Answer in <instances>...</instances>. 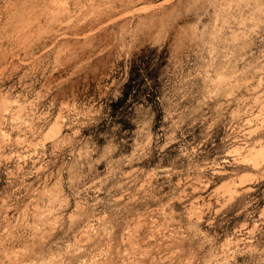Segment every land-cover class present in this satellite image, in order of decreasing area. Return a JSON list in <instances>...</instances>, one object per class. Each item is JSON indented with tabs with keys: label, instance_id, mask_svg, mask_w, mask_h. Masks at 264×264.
<instances>
[{
	"label": "rangeland",
	"instance_id": "1",
	"mask_svg": "<svg viewBox=\"0 0 264 264\" xmlns=\"http://www.w3.org/2000/svg\"><path fill=\"white\" fill-rule=\"evenodd\" d=\"M24 2L0 0V264H264V0Z\"/></svg>",
	"mask_w": 264,
	"mask_h": 264
},
{
	"label": "bare ground",
	"instance_id": "2",
	"mask_svg": "<svg viewBox=\"0 0 264 264\" xmlns=\"http://www.w3.org/2000/svg\"><path fill=\"white\" fill-rule=\"evenodd\" d=\"M48 1V0H47ZM57 1V0H56ZM120 1V0H119ZM50 2V1H49ZM52 2V1H51ZM50 2V3H51ZM47 3V2H46ZM61 3V2H60ZM24 4H26V6L27 7H32V8H34V0H25V2H24ZM38 4H39V2H38ZM23 5V4H22ZM42 5V4H41ZM63 6V5H62ZM150 6V5H149ZM246 6V5H245ZM23 8V7H22ZM43 8H44V6H43ZM135 9V8H134ZM52 12V11H51ZM126 12V11H125ZM18 13V12H17ZM15 14V13H14ZM163 14V13H162ZM167 14V13H166ZM22 18V17H21ZM149 18V17H148ZM161 18V17H160ZM110 19V18H109ZM164 19V18H163ZM157 20V19H156ZM49 23V22H48ZM162 24V23H161ZM186 29V28H185ZM147 31H150V30H147ZM184 31V30H183ZM185 32V31H184ZM58 35V34H57ZM54 36V35H53ZM56 36V35H55ZM181 36V35H180ZM213 37V36H212ZM28 41V40H27ZM55 41V40H54ZM260 76V75H259ZM260 79V78H259ZM261 81V80H260ZM254 87V86H253ZM260 93V92H259ZM261 95V94H260ZM257 96V95H256ZM261 98V97H260ZM264 98V97H263ZM257 99V98H256ZM17 100V99H16ZM264 103V102H263ZM263 105V104H262ZM261 105V106H262ZM246 106V105H245ZM8 107H11V105H10V103H9V101L8 100H6V98L4 99H0V123H1V121H2V113H3V111H5V110H7V108ZM20 107V106H19ZM264 107V106H263ZM21 108V107H20ZM234 109V108H233ZM264 109V108H263ZM11 109H9V111H10ZM20 109H18V111H19ZM20 112V111H19ZM22 114V113H21ZM255 115V114H254ZM4 116V115H3ZM14 116V115H13ZM239 116V115H238ZM262 116V115H261ZM263 118V117H262ZM247 119H249V118H247ZM246 119V120H247ZM18 120V119H17ZM19 121V120H18ZM261 122V121H260ZM4 123V122H3ZM56 123V122H55ZM55 123H52L53 125L55 124ZM58 124V123H57ZM56 125V124H55ZM50 127H52V126H50ZM1 129V128H0ZM52 129H53V127H52ZM251 129V128H250ZM253 129H255V127L253 128ZM28 130V129H27ZM2 131V130H1ZM56 131V130H55ZM251 131H252V129H251ZM56 132H58V131H56ZM3 133V132H2ZM55 134V133H54ZM249 134V133H248ZM4 136V135H3ZM3 138V137H2ZM46 138H47V136H46ZM5 139V138H4ZM48 139V138H47ZM261 147V146H260ZM235 148H236V146H235ZM252 148V147H251ZM264 149V148H263ZM247 150H249V149H247ZM256 150H257V148H256ZM255 150V151H256ZM258 151V150H257ZM262 151V150H261ZM260 152V151H259ZM262 152H264V151H262ZM261 152V153H262ZM253 153V152H252ZM249 154H251V152L249 153ZM254 155V154H253ZM247 156V155H246ZM250 157V156H249ZM261 157V156H260ZM251 158V157H250ZM256 157H254V159H255ZM257 158H259L258 156H257ZM243 159V158H242ZM252 159H251V163H252ZM246 162V161H245ZM248 162V161H247ZM257 162V161H256ZM264 162V161H263ZM257 163H260V162H257ZM248 164V163H247ZM254 165V164H253ZM244 176V175H243ZM242 179V178H241ZM246 179V178H245ZM235 180V179H234ZM246 182V181H245ZM224 187H225V185H224ZM236 188V187H235ZM234 191V190H233ZM235 194V193H234ZM231 197V196H230ZM232 198V197H231ZM262 213V212H261ZM39 214V213H38ZM89 221V220H88ZM98 225V224H97ZM34 231H35V229H34ZM43 237V236H42ZM104 241V240H103ZM103 246H104V244H103ZM88 250V249H87ZM93 253V252H92ZM94 255V254H93ZM79 260V259H78ZM80 261V260H79ZM209 261V260H208ZM44 263V262H43ZM202 264V263H201ZM207 264V263H206Z\"/></svg>",
	"mask_w": 264,
	"mask_h": 264
},
{
	"label": "trees",
	"instance_id": "3",
	"mask_svg": "<svg viewBox=\"0 0 264 264\" xmlns=\"http://www.w3.org/2000/svg\"><path fill=\"white\" fill-rule=\"evenodd\" d=\"M132 79V77H130V79L129 80H131ZM128 86V85H127ZM127 88H129V86L127 87Z\"/></svg>",
	"mask_w": 264,
	"mask_h": 264
}]
</instances>
